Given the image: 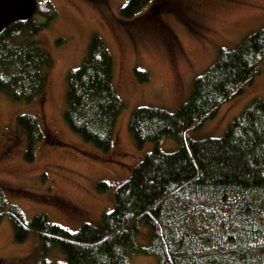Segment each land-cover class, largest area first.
<instances>
[{
    "label": "trees",
    "instance_id": "obj_1",
    "mask_svg": "<svg viewBox=\"0 0 264 264\" xmlns=\"http://www.w3.org/2000/svg\"><path fill=\"white\" fill-rule=\"evenodd\" d=\"M149 1L128 0L121 18H131ZM55 12L50 2H37L36 13L44 22H13L0 35V92L26 103L44 96V70L52 59L34 36ZM263 65L264 28L233 50L220 49L177 111L134 109L128 131L136 148L165 139L175 140L179 148L146 154L116 188L113 207L98 224L85 222L71 232L45 214L26 221L14 206L0 218L10 217L18 243L34 232L42 248L58 247L65 260L56 264H129L137 254L153 256L157 264H264V101H249L221 137H187L241 94ZM113 67L111 51L95 34L81 64L66 76L65 123L105 153L112 149L124 109L113 86ZM135 73L140 81L148 80L145 71ZM16 124L25 133L24 157L31 162L43 132L32 114L17 116ZM98 186L109 188L104 182ZM4 205L0 200V207ZM142 228L149 233L144 247L136 243Z\"/></svg>",
    "mask_w": 264,
    "mask_h": 264
},
{
    "label": "rangeland",
    "instance_id": "obj_2",
    "mask_svg": "<svg viewBox=\"0 0 264 264\" xmlns=\"http://www.w3.org/2000/svg\"><path fill=\"white\" fill-rule=\"evenodd\" d=\"M50 2L55 17L34 38L51 57L44 70L46 89L30 103L0 92V200L5 212L16 207L26 221L37 214L74 232L85 222L98 224L113 207L116 188L127 180L132 168L158 148L174 152L175 140L147 142L136 148L128 131L137 107L177 111L190 97L194 79L213 65L220 49L233 50L241 41L264 28V0H169V11L151 15L153 0L129 19L120 16L128 0H36ZM47 11V9H44ZM44 22L40 13L33 16ZM100 36L113 55V86L124 109L120 113L112 149L102 152L73 133L64 121L66 76L77 68L93 35ZM148 80L140 81L135 70ZM252 99L264 101V65L242 93L227 100L215 116L189 131L192 140L221 137L234 118ZM35 116L43 140L26 161L25 133L17 116ZM109 188H99V183ZM148 246L149 233L142 228L136 237ZM65 256L56 246L42 248L31 232L21 243L14 239L11 219L0 218V264H56ZM129 264H157L153 256L132 255Z\"/></svg>",
    "mask_w": 264,
    "mask_h": 264
},
{
    "label": "water",
    "instance_id": "obj_3",
    "mask_svg": "<svg viewBox=\"0 0 264 264\" xmlns=\"http://www.w3.org/2000/svg\"><path fill=\"white\" fill-rule=\"evenodd\" d=\"M36 9V0H0V35L10 23L30 21Z\"/></svg>",
    "mask_w": 264,
    "mask_h": 264
},
{
    "label": "flooded vegetation",
    "instance_id": "obj_4",
    "mask_svg": "<svg viewBox=\"0 0 264 264\" xmlns=\"http://www.w3.org/2000/svg\"><path fill=\"white\" fill-rule=\"evenodd\" d=\"M160 1V4L159 6L155 7L154 9V12L151 13V15H156L157 13H161L163 11H169V7H167L168 4H170V1L169 0H159ZM153 4V0L151 1L150 3V7L152 6Z\"/></svg>",
    "mask_w": 264,
    "mask_h": 264
}]
</instances>
